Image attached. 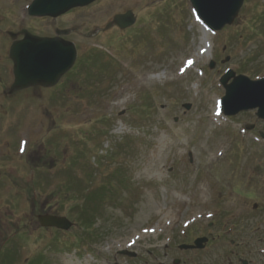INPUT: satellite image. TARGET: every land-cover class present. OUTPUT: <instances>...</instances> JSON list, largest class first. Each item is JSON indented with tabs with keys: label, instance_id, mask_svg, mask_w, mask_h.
<instances>
[{
	"label": "rangeland",
	"instance_id": "obj_1",
	"mask_svg": "<svg viewBox=\"0 0 264 264\" xmlns=\"http://www.w3.org/2000/svg\"><path fill=\"white\" fill-rule=\"evenodd\" d=\"M32 1L0 0V264H264V120L212 116L228 69L264 77V0L205 40L189 0H97L57 19L27 15ZM128 10L134 26L105 30ZM23 29H70L78 57L57 87L11 97L5 31ZM46 213L75 226L44 229Z\"/></svg>",
	"mask_w": 264,
	"mask_h": 264
},
{
	"label": "water",
	"instance_id": "obj_2",
	"mask_svg": "<svg viewBox=\"0 0 264 264\" xmlns=\"http://www.w3.org/2000/svg\"><path fill=\"white\" fill-rule=\"evenodd\" d=\"M95 1L34 0L29 7V14L31 16L57 18L71 9L86 7ZM191 2L205 24L211 30L219 31L234 23L244 0H191ZM135 22L136 17L129 11L126 14L115 16L113 22L109 23L106 29L114 25L126 29ZM69 33V30L58 31V37L48 38L31 35L27 31L22 32L25 36L24 39L16 41L11 50V58L14 61L16 71V81L12 92L38 86L49 88L59 82L61 77L73 67L77 58L75 44L61 38L62 35ZM213 66L214 63L211 67ZM222 83L226 89L225 114L237 115L243 111L257 109V116L264 120V79L253 81L246 76L236 75L235 72L229 71L222 78ZM185 107L190 109L191 105H185ZM39 220L46 227H57L64 230H69L72 227V223L66 218L47 215L40 216ZM204 242L206 239H200L195 242V246H183L181 249L203 248ZM127 255L134 256L132 254Z\"/></svg>",
	"mask_w": 264,
	"mask_h": 264
},
{
	"label": "bare ground",
	"instance_id": "obj_3",
	"mask_svg": "<svg viewBox=\"0 0 264 264\" xmlns=\"http://www.w3.org/2000/svg\"><path fill=\"white\" fill-rule=\"evenodd\" d=\"M203 28L205 29V31H203L204 33H205V35H204V37H203V40H204V38L205 39H207V36L209 35V33H208V31L206 30V28L203 26ZM203 58H205V54H204V52H202V55H201V57L199 58L200 60L201 59H203ZM193 63H195V64H197V62H198V60H196L195 59V56H194V60L192 61ZM182 64H185V61L183 60V63ZM183 72H184V66H180V68H179V76H181V74H183ZM161 78H163L162 76H158L156 79L157 80H160ZM150 80H153V78H150ZM198 88V87H197ZM216 113H217V110L216 109H214V111H213V113H212V116L214 115V116H216ZM222 148V146L221 145H219L218 147H217V149H216V151L215 152H213V156H214V158H218V155H219V153H220V149Z\"/></svg>",
	"mask_w": 264,
	"mask_h": 264
},
{
	"label": "flooded vegetation",
	"instance_id": "obj_4",
	"mask_svg": "<svg viewBox=\"0 0 264 264\" xmlns=\"http://www.w3.org/2000/svg\"><path fill=\"white\" fill-rule=\"evenodd\" d=\"M8 35L10 34V32L11 31H5ZM14 33L16 32V33H18L19 31H13ZM19 39H21V38H19ZM18 39V40H19ZM13 84V80L11 81V83H10V86ZM15 96V95H14ZM14 96H12V97H14Z\"/></svg>",
	"mask_w": 264,
	"mask_h": 264
},
{
	"label": "snow or ice",
	"instance_id": "obj_5",
	"mask_svg": "<svg viewBox=\"0 0 264 264\" xmlns=\"http://www.w3.org/2000/svg\"><path fill=\"white\" fill-rule=\"evenodd\" d=\"M189 63H191V62H189Z\"/></svg>",
	"mask_w": 264,
	"mask_h": 264
}]
</instances>
